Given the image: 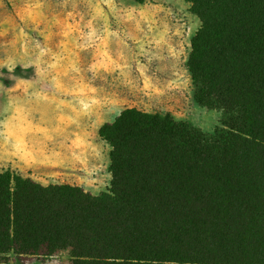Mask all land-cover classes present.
<instances>
[{"label":"trees","instance_id":"obj_1","mask_svg":"<svg viewBox=\"0 0 264 264\" xmlns=\"http://www.w3.org/2000/svg\"><path fill=\"white\" fill-rule=\"evenodd\" d=\"M185 1L200 22L194 100L221 125L123 109L98 130L111 174L99 194L0 171V262L264 264V0Z\"/></svg>","mask_w":264,"mask_h":264},{"label":"rangeland","instance_id":"obj_2","mask_svg":"<svg viewBox=\"0 0 264 264\" xmlns=\"http://www.w3.org/2000/svg\"><path fill=\"white\" fill-rule=\"evenodd\" d=\"M199 25L185 0H0V171L105 191L110 147L98 130L125 108L213 133L222 112L194 100L186 66ZM30 153L37 167L13 168ZM5 258L68 264L65 252Z\"/></svg>","mask_w":264,"mask_h":264},{"label":"crops","instance_id":"obj_3","mask_svg":"<svg viewBox=\"0 0 264 264\" xmlns=\"http://www.w3.org/2000/svg\"><path fill=\"white\" fill-rule=\"evenodd\" d=\"M3 144L4 145L2 147L5 148L6 144L5 143ZM6 159H9L7 158L6 154L4 152L3 154H1L0 152V165L4 164L6 162ZM37 165H38V159L35 157L34 153L26 154L23 157L21 156L18 158V161L13 160V164H12L13 168L19 172H23L25 171V169L37 167Z\"/></svg>","mask_w":264,"mask_h":264}]
</instances>
